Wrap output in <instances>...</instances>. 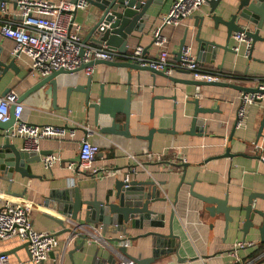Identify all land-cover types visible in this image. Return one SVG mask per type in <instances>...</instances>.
<instances>
[{
	"label": "crops",
	"instance_id": "0c3cea01",
	"mask_svg": "<svg viewBox=\"0 0 264 264\" xmlns=\"http://www.w3.org/2000/svg\"><path fill=\"white\" fill-rule=\"evenodd\" d=\"M62 1L69 2V0ZM172 1L162 0L160 5L149 6L146 12L150 14V18L140 33L132 31L128 35L126 52L140 45L147 48L148 58L164 55L166 60L176 62L173 53L177 50L179 40L185 35L184 44L190 47L191 53L195 56L196 43L193 41V36L196 28L193 25L197 22L198 16H203L199 38L214 40L218 44L223 43L225 37L223 26H218L216 36H210L207 33L206 27L212 24L206 18L209 11L207 2L200 5L190 16L182 19L179 24L162 25V17ZM216 1L215 11L222 14L224 18L233 12L237 4V0ZM95 11V8L88 4L84 8L73 11L74 20L80 24L81 40L95 20ZM14 12L11 6L7 7V17L18 19L16 15H13ZM157 28L165 37V43L162 46H155L151 43L152 33ZM258 35L264 38V26L259 30ZM233 45L235 41L230 35L228 46ZM13 46L12 40L0 35L1 61H6L12 56ZM16 61L17 73L6 69L0 77V95L7 88L18 95L36 79L41 78L36 74L29 75L23 82L16 85L17 81L26 75L30 64L29 59L23 54H19ZM263 61L264 41H256L252 46L250 58L244 54L243 43H239L235 53L222 54V51L218 50L213 61L198 60L197 62L201 68L233 74L235 79L232 82L235 84L253 86V78H264ZM126 72V68L100 63L92 65V70L88 75L83 70L58 74L54 77L56 84L54 108H52L48 83L16 104V119L36 125L74 127V135L63 138H42L38 143V151L41 152L38 161L24 165L28 176L13 172L10 179L0 180L1 198L29 205V220L34 230L56 233L60 227L54 219L65 218L49 205L48 199L52 193L69 187H77L81 198L94 197L96 200H104L105 196L113 191L114 181L122 179L130 165V160L124 152L126 151L136 156L143 165L142 168H136L134 173H130L129 179H151L157 184L158 194L165 197V202L161 203L162 207L158 209V212L163 214V226L156 229L143 226L140 229L127 230L128 237L130 236V240L126 237L129 242L125 247L127 255L131 257L139 255L140 258L150 256L151 237L142 234L149 230L166 234L168 222H170V231L175 235L176 253L165 255L151 264H235L226 252L235 241L242 240L241 232L233 224L223 232V221L220 215H215L210 226L203 202L188 194L189 184H191V190L197 194L216 199L226 198L229 206L245 204L250 193L264 194V161L260 159V156L264 157V100L250 104L243 124L240 127H234L231 133L238 91L219 86L171 83L158 75L154 76L152 87L150 86L151 77L145 71L140 72L141 79L137 85L135 72L130 70L129 89L132 92H136L137 88L140 90L138 95H131L129 103L130 134L145 135L148 121L153 128L169 129L171 115L172 112L174 113V133L154 132L148 150L145 140L99 133L93 125L92 110L83 106L81 92L70 91L65 104L66 88L83 84L86 76L90 77V87L94 93L101 85L104 96L124 97ZM172 76L180 80H192L188 73L178 70H175ZM153 95L164 97L153 99L152 115L149 120V100ZM194 97H198L199 106L217 108L216 112L200 115L207 124L205 135L200 137L183 133L188 128L193 108L187 100ZM64 106L66 110L63 109ZM103 118V116L99 117L98 126L107 124V119ZM261 120L263 121L262 126ZM115 121L121 123L123 115L117 114ZM84 127L91 130V135L87 139L98 147V151L90 169L68 170L65 162L77 160L78 143L83 138L82 128ZM2 133L3 131L0 130V140ZM230 133L232 135L228 152L232 155L214 157L224 152ZM11 139L17 147L21 148V138ZM256 144L260 145V150L255 149ZM146 153H150L152 157L154 154H161L163 159L151 160ZM48 154L57 155L60 161H55L50 168H44L41 158ZM180 162L187 164L181 183L179 180L182 168L178 165ZM91 169L94 171L92 172ZM255 202L256 205H260L259 208L264 210V200ZM82 215H77L78 222H81ZM118 235V232H105L103 236L100 235L99 241L84 242L81 252L78 250L72 252L74 240L77 244L80 239L73 238L69 243H65L66 233L58 234L56 235L57 246L43 263L91 264L95 252L98 259L105 258L113 252L116 261L127 260L114 251V242L106 241ZM243 240L252 241L254 244L237 250L240 260L254 259V264H264V243L259 242L257 230L250 229ZM21 243L17 238L0 240V253L14 249L12 254H8L10 264H18L17 259L24 264H31L26 258L25 251L17 249Z\"/></svg>",
	"mask_w": 264,
	"mask_h": 264
},
{
	"label": "water",
	"instance_id": "95a60500",
	"mask_svg": "<svg viewBox=\"0 0 264 264\" xmlns=\"http://www.w3.org/2000/svg\"><path fill=\"white\" fill-rule=\"evenodd\" d=\"M77 0H69V3H75ZM11 6L12 10L16 8L17 0H0ZM88 5L95 8V20L88 28L86 34L81 40L82 44L90 43L91 45H103L106 48L113 49L120 54H126L127 51V37L133 32L140 33L148 22L150 14L147 11L150 5H160L162 0H85ZM209 4V11L206 18L211 21V26L206 27L207 33L212 36L217 35L218 26L221 25L225 30V37L222 44L216 43L214 40H204L199 38V32L202 27L203 16H198L197 22L193 25L196 28L193 36V41L196 43L195 59L196 61H213L218 50L225 52L235 53L232 49L233 46H228L229 38L232 32L241 31L245 28V35L249 39V48L247 58H250L252 46L256 41H264V38L258 35L259 30L264 26V0H237V4L233 12L229 13L226 18L222 14L216 13L215 8L217 1L207 0ZM213 3V4H212ZM75 11V10H74ZM252 27V28H250ZM215 32V33H214ZM185 35L178 42L177 50L173 53L174 60L177 62L180 56V48L184 45ZM152 43V41H151ZM82 48L79 49L81 54ZM147 48H143V55H146ZM19 53L12 54L6 61L0 60V77L4 70L11 69L15 74L18 69ZM106 64L108 66L126 68V80L124 97L104 96L102 86L99 85L97 91L94 93L90 87V77L86 76L83 84L75 87L66 88V102L70 91L81 92L83 94V106L92 110L93 125L97 128L98 132L107 135H120L123 137H135L147 142V149L149 150L150 140L154 132L170 133L173 134L174 127V113L171 115V126L169 129L153 128L150 121L147 123L145 135H132L129 132V103L131 95H138L139 88L136 92L129 89V82L131 78L130 70L134 71L135 81L137 85L141 79L140 72L145 71L151 77L150 86L153 87L154 76L158 75L171 83H182L193 86H219L227 87L241 93H254L263 92L253 86H242L233 82H204L196 80H180L172 75H166L161 70L153 66H139L136 63L128 61H108V60H90L87 63H82L74 70L58 69L52 71L50 74L36 79L33 84L25 88L20 94L16 95L13 103L9 106V118L6 122H0V130L3 131L0 140V180L10 179L13 172H17L21 176H28L24 165L28 162H37L41 152H27L21 150L17 145L12 142V139L5 134V130L9 128L15 120L16 104H19L25 97L37 91L41 86L48 83L50 85L52 108L56 84L54 77L62 73H70L78 70H83L87 66L94 64ZM264 63V61H263ZM181 72L187 73V70L176 69ZM33 75L29 68L27 73L20 78L17 84L23 82L27 76ZM10 90L5 89L0 96H4ZM164 96H151L149 100V120L152 115V101L154 98H162ZM172 98V97H171ZM174 100V98H172ZM188 103L193 105L192 112L188 122V128L183 133L189 135H196L198 137L204 136L207 124L203 117L200 115L210 114L217 111V108H208L199 106L198 97L187 100ZM66 110V106L63 108ZM123 115V121L118 123L115 121L116 115ZM103 116L104 120L107 119V124L98 126L99 117ZM263 121L261 120V126ZM64 127H67L64 125ZM234 128L232 124L231 133ZM227 138L226 148L220 155L214 157H230L232 154L228 152L231 134ZM213 158V157H212ZM182 168L179 183L182 182L186 163L178 164ZM159 184V183H158ZM159 186V185H158ZM188 194L197 197L203 202V208L207 212L210 226L215 219V215H220L223 221V232L226 231L229 225H235V228L241 232L242 240L250 229H255L258 232L260 243H264V210L259 208L256 200H264V194L250 193L246 199L245 204L237 206H229L226 203V198L216 199L211 196H203L191 190ZM49 205L62 215L65 219H54L55 223L60 227V230L54 235L66 233L67 236L79 238L80 241L75 244L73 242L72 252L78 250L82 251L83 244L86 242V235L79 231L81 228L88 226L99 227L100 235L103 236L105 232H118L119 235L115 238L106 239L108 243L114 242V251L120 253L125 258L131 259L135 264H151L154 261L162 258L165 255L176 253V243H174L175 235L170 231V222H168V232L166 234L149 230L145 234L151 237V253L150 256L145 258L128 256L125 252V247L122 242L128 238L127 230L140 229L143 226L149 228H160L163 226V214L158 212L162 206L161 203L165 202V197L158 194L157 184L151 180H136L129 179L123 181L116 179L113 184V191L107 194L104 200H96L94 197L90 199L81 198L77 187H69L58 190L49 197ZM234 213L236 215H234ZM83 214L81 222L77 221V215ZM171 214L169 215L170 218ZM77 221V222H76ZM27 243L22 242L17 249H23L26 253V258L29 260L27 253ZM13 250H6L1 253L12 254ZM71 254V252H70ZM177 255V254H176ZM71 256V255H70ZM69 256V258H70ZM176 258H179L176 256ZM18 264H24L20 260H16ZM114 253L111 252L107 257L98 259L96 252L93 255L91 264H115ZM40 264H44L41 262Z\"/></svg>",
	"mask_w": 264,
	"mask_h": 264
},
{
	"label": "built area",
	"instance_id": "2783aa9c",
	"mask_svg": "<svg viewBox=\"0 0 264 264\" xmlns=\"http://www.w3.org/2000/svg\"><path fill=\"white\" fill-rule=\"evenodd\" d=\"M207 0H173L169 9L162 17V25L175 26L182 19L190 16L200 5ZM14 17H7V4L0 3V35L13 41L12 53L23 54L29 61V68L32 74L44 77L52 71L74 70L82 63L90 60H108V61H128L136 63L139 66H153L161 70L166 75H172L176 69L187 70L192 80L204 82H232L235 79L233 74L223 73L213 69L201 68L191 53L190 47L184 44L180 48V56L177 62L166 60L164 55L156 58H148L143 55V47L134 46L126 54H120L113 49L106 48L103 45L95 46L91 44H82L80 38V24L74 20L73 11L84 8L87 3L85 0H77L74 4L62 0H17ZM245 30V28H244ZM235 31L231 33V38L235 41L232 49L236 52L238 44L243 43L244 54L247 55L249 48V39L245 31ZM165 43V37L157 28L152 33V44L162 46ZM82 48L81 54L79 49ZM92 66L83 69L86 75L90 74ZM253 87L263 92L241 93L237 97V103L234 110V127H240L243 124L247 108L250 104L264 100V78H253ZM16 94L9 91L4 96H0V122H6L9 118V106L14 102ZM83 138L78 143L77 160L75 162H65L68 170L82 171L90 169V165L98 151V147L89 142L87 137L91 135L88 127L82 128ZM9 138L19 137L22 139L21 150L27 152H38V143L42 138H63L72 137L74 127L56 126L51 124H30L16 119L12 125L5 130ZM255 149H261L256 144ZM125 152L130 160V165L122 178L123 181L129 180V174L134 173L136 168L143 167L142 163L129 152ZM151 160H162L161 154L146 153ZM264 161V157L260 156ZM60 158L55 154H48L41 158L44 168H50ZM182 161V159H181ZM93 172L94 169H91ZM71 183V181H70ZM0 240L17 238L20 242L27 243V253L29 262L38 264L44 262L52 250L57 246V237L49 231H37L31 227L29 220L30 206L22 202L1 198L0 194ZM88 229L81 228L87 239L86 242L99 241L100 228L88 226ZM74 237L66 236L65 243H69ZM122 246L126 247L129 242L125 239ZM254 242L237 240L226 255L235 264H254V259L240 260L237 250L246 246H252ZM116 261L115 264H135L131 259ZM0 264H10L9 256L0 253Z\"/></svg>",
	"mask_w": 264,
	"mask_h": 264
}]
</instances>
